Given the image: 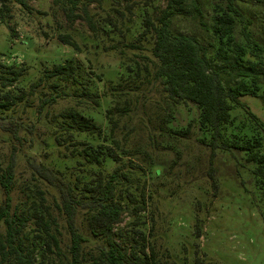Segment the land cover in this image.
<instances>
[{
  "label": "rangeland",
  "instance_id": "1",
  "mask_svg": "<svg viewBox=\"0 0 264 264\" xmlns=\"http://www.w3.org/2000/svg\"><path fill=\"white\" fill-rule=\"evenodd\" d=\"M70 1L74 0H23L24 8L18 0H10V17L4 19L0 4V84L9 68L25 70L13 86L1 89L0 85V104L5 92L16 97L8 110L0 109V120L14 119L22 124L17 140L0 131V165H6L13 148L16 152L12 205L23 211L30 201L38 206L37 191H41L44 204L56 214L57 191L35 179L30 164H44L73 179L89 170H78L76 160L81 159L72 157L73 149L76 154L84 148L83 143L100 144L121 158L119 164L108 160L90 175L101 170L109 176L120 166L116 193L124 212L114 232L122 247L128 248L130 244L124 240L139 230L152 246L157 264H264V185L251 175L244 154L218 151L213 166L219 187L214 194L207 175L209 151L199 142L204 134L196 109L191 104L173 105L165 98L154 79L151 41H138L146 14L156 17L166 0H79L72 18H67ZM235 3L251 20L253 39L264 47V0ZM198 4L206 28L192 15L187 1L172 21V30L195 38L214 55L219 44L210 28L224 0H198ZM127 5L132 6L131 11ZM84 7L95 24V34L82 15ZM241 29L237 23L233 36L237 45L245 47ZM60 34H69L79 51L62 45ZM223 47L238 57V49ZM68 61L76 67L74 80L45 78L54 65ZM260 62L264 70V55ZM36 83L39 85L32 91ZM53 84L56 87H51ZM240 102L262 129L255 132L237 108L233 112L235 125L227 135L242 137L246 132V138L261 139L260 153L264 154V84L258 97L244 96ZM126 107L129 111L121 115L119 110ZM108 111L118 123L113 133ZM72 112L98 126L100 137L80 132L66 117ZM242 123L243 131L237 128ZM187 128L186 136L172 134ZM128 193L132 203L126 199ZM141 194L145 211L135 214L132 210ZM2 200L0 195V206ZM77 224L87 236L80 218ZM45 254L48 263H59L54 254Z\"/></svg>",
  "mask_w": 264,
  "mask_h": 264
},
{
  "label": "trees",
  "instance_id": "2",
  "mask_svg": "<svg viewBox=\"0 0 264 264\" xmlns=\"http://www.w3.org/2000/svg\"><path fill=\"white\" fill-rule=\"evenodd\" d=\"M18 1L26 7L23 0ZM78 1L69 2L72 7L67 18H72V9ZM187 1L191 5L192 15L206 28L198 0H166L165 8L160 10L156 17L152 18L146 14L143 20L144 29L139 34L138 41H151L150 54L155 65L154 79L160 85L165 98L173 105L191 104L196 109L199 128L204 134L199 142L209 151L207 175L214 194L219 187L213 166L218 151L244 154L245 163L251 166V175L259 185H264L261 139L246 138V132L242 137L236 134L232 137L227 135L231 132L229 128L235 125L233 112L237 108L242 109L255 132L262 129L258 119L244 109L240 98L258 97V92L264 84V70L260 62L264 47L253 39L249 31L251 20L239 11L235 0H224V7L215 12L210 28L219 47L214 55H210L207 48L195 38L172 30V21ZM9 3L10 0H0L3 19L10 17ZM126 8L131 11L132 6L127 5ZM82 15L90 31L95 34V24L85 7ZM237 23L242 25L241 35L245 47L237 45L234 39L233 33ZM58 40L62 45L79 51V46L69 34H60ZM223 44L238 49V57L228 54ZM130 47L136 46L131 44ZM246 49H249V52ZM75 70L72 61H68L54 65L44 76L48 79L70 81L74 80ZM24 74L23 68H9L5 76L1 77V89L13 86ZM38 85H32L31 90L34 91ZM51 87H56V84ZM2 97L4 102L0 104V109L8 110L16 97L10 92H5ZM44 104L45 100L39 106V111ZM119 111L124 115L129 108ZM107 115L110 131L113 133L118 125L117 119L109 111ZM66 117L71 119L80 132L91 137H100V128L90 119L77 112L68 113ZM244 127V123L237 126L241 131ZM21 128L22 124L17 120H0V131L9 134L13 140H17ZM188 132L189 128L174 131L172 134L186 136ZM55 140L59 142L58 138ZM83 145L84 148L76 154V149L71 153L73 158L81 159L76 160L78 170L84 167L89 170H83L73 179L63 171L54 170L44 164L34 163L29 166L35 179L57 191L59 202L55 203L56 216L44 204L41 191H37L38 206L36 201H30L29 207L23 211L12 205L11 193L14 190L16 168L14 148L6 165H0V195L3 198L0 206V264H50L46 261V252L54 254L59 259L58 264H157L152 246L139 230H133L134 235L124 240L130 244L128 248L122 247L115 240L114 227L119 224L124 212L116 193L120 166H116L109 176H105L101 170H97L93 177L90 175L108 160L119 164L120 156L100 144ZM120 176L126 177L124 174ZM126 199L128 203L133 202L130 193ZM140 200L133 207L135 214L145 211L142 194ZM79 218L84 222L87 236L79 230ZM27 227H30L29 232H25ZM118 235L122 237L120 233ZM65 238L67 243L64 242Z\"/></svg>",
  "mask_w": 264,
  "mask_h": 264
}]
</instances>
